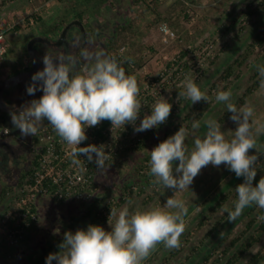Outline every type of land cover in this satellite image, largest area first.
<instances>
[{
  "label": "rangeland",
  "instance_id": "1",
  "mask_svg": "<svg viewBox=\"0 0 264 264\" xmlns=\"http://www.w3.org/2000/svg\"><path fill=\"white\" fill-rule=\"evenodd\" d=\"M176 2L183 6L179 13L173 10ZM263 2L264 0H159L161 5H154L157 11L162 13L161 20L153 23L154 15L145 10V4L142 2L140 4L138 0H109L106 4L112 5L111 26L110 17L102 13L96 17L93 24L87 19L86 23L91 25L92 31L86 35L89 36L88 46L92 48L85 56H94L102 49L107 55L117 56L122 61L131 60L132 71L127 75L136 77L140 88L138 99L142 105L135 127L139 126L145 115L151 114L154 104L163 98L172 104L171 114L166 123L148 130L157 132L148 141L146 149L140 153L134 149L146 131L137 133L132 124L112 128V161L96 174L97 190L93 193L91 202L62 203L48 196H40L35 204L39 220L28 230L21 243L11 246L3 238V230L0 232V264H31L32 256L40 253L55 239L63 237L65 232L75 233V217L85 218L81 230H86L91 225L92 218L97 217L96 225L110 231L116 217H98L97 206H94L97 199H115L117 205L114 210L117 213L125 207L130 213L163 208L167 199L174 193L154 183L155 178L149 175L150 162L145 158L150 156V152L163 140L164 131L168 128L180 126L188 130L185 143L189 151L195 138L205 137L206 122L209 120H216L221 125L226 140L233 138L236 124L230 119L220 121L227 107L224 103L216 101V95L218 91L231 90V102L235 104L238 99L244 98L248 88L259 80V73H255L258 66H264V46H257L252 52L248 46L254 42L255 34L263 28L264 9L259 10ZM54 3L60 4V0H0V28L7 30L6 40L9 43L7 59L0 66L4 73L0 87L8 85L13 90L15 99H28L32 96L24 90L25 82L22 81L23 78L27 81V72L33 65V59L28 54L30 40L42 36L47 39L52 37L57 41L69 23L66 18L67 10V14L64 12L62 18V10L59 6L54 8ZM128 5V11H125ZM168 12L173 14L170 19L166 15ZM41 20L43 25L39 24ZM122 21H135L138 31L132 34L131 43L108 48V41L112 38L115 26ZM164 25L175 32V37H170L168 41L165 40V32L162 30ZM12 26L15 28L8 30ZM48 27L54 28L55 32L48 31ZM78 31L84 37L83 28L72 25L70 32ZM76 43L77 39L72 45L74 50L78 46ZM60 49H49L44 42L34 45V50L39 52L40 58H43L46 52L52 57L64 56L63 49ZM85 56H76L75 60H79L77 68L81 73L89 63ZM237 59L242 62L241 65L235 64ZM231 64H235L233 76L229 81L214 87V83ZM186 66L189 70H186ZM17 78L21 80L17 81ZM186 78H191L206 94L207 102L192 104L190 99L185 97L177 99L178 93L184 91ZM42 94V91H39L37 97L40 98ZM245 99L246 104L254 108V115L250 118L256 121L254 129L264 125V88L254 90ZM194 121L199 122V128L193 129ZM253 135L256 147L250 150L249 154L259 156L256 164L258 183L259 179L264 177V130L260 133L254 131ZM32 153L35 160L38 154L33 148ZM11 166L13 167L14 163L11 162ZM175 166H178V161ZM9 176L11 175L0 171V223L8 213L17 210L19 191L24 184L17 186L16 178L9 179ZM236 179L238 178L235 173L223 164L219 167L209 164L203 168L189 190L175 194L177 199L185 202L188 209L184 217L186 230L180 237L179 249H167L163 244H159L142 264H229V259L240 245L231 247L232 241L241 236L251 217L257 219V225L261 221L257 216L260 208L250 217L247 207L234 223L228 222L225 209L234 210L237 200L234 187ZM242 181L243 179L240 180ZM12 186H15L14 190L9 189L4 197L3 191ZM228 193H231L230 198L219 206V200ZM91 210L93 211L89 216ZM253 233L254 230L249 235ZM253 257L258 259V264H264V235L248 254L240 260H235V264H248ZM52 264H56V261Z\"/></svg>",
  "mask_w": 264,
  "mask_h": 264
},
{
  "label": "clouds",
  "instance_id": "2",
  "mask_svg": "<svg viewBox=\"0 0 264 264\" xmlns=\"http://www.w3.org/2000/svg\"><path fill=\"white\" fill-rule=\"evenodd\" d=\"M85 59L89 63L81 73L71 57H52L46 52L42 58L43 70L31 77L32 83L26 89L30 96L37 91H42L43 95L22 105L18 111L10 112V117L24 136H35L47 120L56 134L71 146L69 156L74 165H79V158L85 157L98 170H104L109 158L104 145L80 147L88 139L86 128L107 120L112 128L132 124L135 132H144L166 123L172 104L164 98L157 101L151 114L145 115L135 127L142 107L136 77L126 75L117 59L102 49ZM257 70L262 78L260 87L264 88V66H258ZM179 97L190 99L192 104L208 100L191 78L185 79L184 91L178 93L177 99ZM231 98V90L218 91L216 95V101L226 105L230 120L236 124L230 141L225 139L221 125L209 120L205 137L195 138L191 151L185 143L188 130L181 127L150 152L149 175L155 178V184L174 193L163 208L134 213L127 207L118 213L111 210L110 216L116 220L110 231L89 225L86 230L65 232L58 245L60 251L50 253L45 264L53 261L56 264H142L159 244L167 249H179L188 209L175 194L189 190L209 164L213 167L223 164L237 178L243 177V183L235 188L234 210L225 209L229 223H234L249 206L264 210V177L253 185L259 156L249 154L256 147L253 132L260 133L264 125L254 129L256 121L250 120L254 108L248 104L237 108ZM192 127L199 128V122L194 121ZM177 161L178 166L174 167ZM258 219L264 221V215Z\"/></svg>",
  "mask_w": 264,
  "mask_h": 264
},
{
  "label": "built area",
  "instance_id": "3",
  "mask_svg": "<svg viewBox=\"0 0 264 264\" xmlns=\"http://www.w3.org/2000/svg\"><path fill=\"white\" fill-rule=\"evenodd\" d=\"M14 28L12 26L8 30ZM162 30L165 32L166 41L170 37H175V32L167 25H164ZM6 32L7 30L0 28V66L5 63L9 50ZM14 33L17 34V32ZM25 62L28 63V61ZM3 74L0 70V79ZM103 122L95 127L86 128L88 139L80 147H87L91 144L104 145L105 151L109 155L106 161L108 164L112 161V124L103 130L104 138H102L98 132L102 129ZM9 133V127L3 120L0 108V135L7 137ZM33 137L32 147L39 156L38 165L32 173L34 182H25L21 186L17 210L14 213H8L0 223V232L3 230V238L11 246L21 243L28 230L38 222L39 214L37 211H33V207L40 196H48L62 203L69 201L91 202L93 193L97 190L96 174L101 171L96 168L95 164L88 163L85 157H80V164L74 165L69 156L71 146L67 145L48 123ZM130 192L131 189L128 190V194ZM100 199L102 200V198ZM116 205L117 203L112 197L105 201L102 200V204L97 209L98 217H110L111 210H114Z\"/></svg>",
  "mask_w": 264,
  "mask_h": 264
},
{
  "label": "trees",
  "instance_id": "4",
  "mask_svg": "<svg viewBox=\"0 0 264 264\" xmlns=\"http://www.w3.org/2000/svg\"><path fill=\"white\" fill-rule=\"evenodd\" d=\"M73 3H69L67 4V0H60V3L62 4H67V12L68 15H66V18H70V14L75 13L73 18H76L78 20H80L85 28H86V32L89 33L92 31V29L90 27H88V25H86L84 23L85 17L88 14L86 11H88V9L92 4L95 6V9H93V12L95 13H99V11L103 8V6L109 1V0H73ZM138 2H141L143 4H145V10H147L148 12H150L151 14L154 15V19H153V23H157L161 20L160 15L162 13L158 12L156 7H158L157 5H161L159 3V0H154V1H147V0H138ZM156 4V7L155 5ZM182 4L180 2H176L173 6V10L174 12L179 13L181 8H182ZM129 5L128 7H126L125 11H128ZM260 11L262 9H264V2L262 4H260ZM101 12V11H100ZM257 12V11H256ZM257 14V13H256ZM167 18L170 19L173 14L171 12H168L167 14ZM96 20V17L91 18L92 24L93 21ZM39 21V20H38ZM40 25H43L44 22L41 20V23H39ZM47 27V26H46ZM20 27H18L19 29ZM54 29V28H53ZM52 28L48 27V31L50 32H55V29L53 30ZM137 26L135 25V21L134 22H126V21H122L120 22L118 25L115 26V30L114 33L112 35V38L108 41V48H115L118 45H122V44H129L132 41V34H135L138 30H137ZM257 46H264V25L263 28H261L256 34H255V40L254 42L248 46V49L250 52L254 51L255 48ZM27 53V50H26ZM112 56V55H111ZM117 59V62L125 69L126 75L130 74L132 71V65H131V60H127V61H122L119 57L114 56ZM235 64H240L242 62H240L238 59L235 61ZM235 64H231L229 65L226 70L224 71V73L220 76V79L218 81H216L214 83V87L218 86L219 84H221L222 82H226L229 81L230 78L233 76V68L235 66ZM186 70H189V67L186 66ZM256 75L258 74V71H256L255 73ZM255 76V75H254ZM261 77L259 78L258 81L254 82L249 88L247 93L245 94L244 98H240L238 99V101L235 103L237 108H240L242 106H244L246 104V97H248L249 95H251L254 90H257L258 88H260V81H261ZM141 114V113H140ZM231 116V113H229L228 111H226L224 113V115L222 116L220 121H223L224 119H230L229 117ZM3 120L6 123V118L5 115L3 114ZM111 124L110 121L105 120L103 122L102 125V129L98 132L99 136H101L102 138H104L103 135V130L106 129L109 125ZM181 127L177 126L174 129H170L168 128L166 131H164V137H163V141H165L167 138H169L170 136H172L173 132H177ZM157 131H146L142 137L141 142L138 143V145L136 146V148L134 149L135 152H143L147 145H148V141L151 139V137L156 133ZM160 142V143H161ZM38 158L39 156L36 157V159L33 162V167L31 168V170L27 173H24L21 178L19 183L17 184V186L22 185L25 182H34V178L32 177V173L34 171V168L38 165ZM146 160H148L150 162V156H146L145 158ZM243 177H240L236 182V185L234 186L235 188L243 183L240 182V180H242ZM257 183V178L254 179L253 181V185L255 186ZM258 184V183H257ZM15 186H12L10 188H6L3 191V196L5 197L8 192L10 190H14ZM10 189V190H9ZM231 193H228V195H226L223 199L219 200L220 202L218 203L219 206H222V204L224 203V201L228 200L230 198ZM106 195H104L105 197ZM19 198V197H18ZM102 204V200L101 199H97L94 202V206H97L96 208L98 209V207ZM93 206V207H94ZM259 207H257L256 205H252L249 206V210H248V214L251 217L258 209ZM94 209V208H93ZM33 211H37L35 205L33 207ZM93 210H91L89 212V216L91 215V212ZM264 215V210L259 209L257 216H262ZM97 217L92 218L90 224L91 225H96L98 223ZM76 220V223H74V228L76 230L81 229V227H83V222H84V217L83 218H79V217H75L74 218ZM258 221L256 218H252L250 219V221L247 224V228L242 232L241 236L237 237L236 239H234L231 243V247L234 246H238L239 244V248L238 250L234 253L233 257L231 259H229V264H235V260H240L243 256H245L246 254H248L250 252V250L260 242L261 237L264 235V221H260V223L257 225ZM73 226V225H71ZM256 226V228H255ZM255 228V229H254ZM254 230L255 233L250 234V232ZM257 234V235H256ZM246 236H248L246 239H244ZM63 241V237L55 239L54 242H52L51 244H49L48 246L44 247L42 249V251L40 253H38L35 256H32L31 259V264H45L46 262V257L50 254V253H57L60 251V249L58 248V245L60 243H62ZM232 262V263H231ZM237 262V261H236ZM259 261L258 259H256V257H253L251 259V261L248 264H258ZM166 264V263H165Z\"/></svg>",
  "mask_w": 264,
  "mask_h": 264
},
{
  "label": "flooded vegetation",
  "instance_id": "5",
  "mask_svg": "<svg viewBox=\"0 0 264 264\" xmlns=\"http://www.w3.org/2000/svg\"><path fill=\"white\" fill-rule=\"evenodd\" d=\"M78 21V20H77ZM70 23V22H69ZM69 23L66 24L65 28L69 25ZM63 29V31L65 30ZM72 27L69 28L67 35H66V41L60 45L59 47L52 37L48 38L51 43H44L45 46L49 49H57L61 48L63 49V55L65 57H71L74 61L77 59L76 56H80L83 58L85 56L89 49L92 47L88 46L89 44V36L86 35V28L84 31V37L83 34L78 32H70ZM62 31V33H63ZM98 35L96 38H98ZM60 38V37H59ZM78 40V43H76L78 46L73 48V44L75 40ZM81 48V50H80ZM60 49V50H61ZM36 52V51H35ZM37 53V52H36ZM39 53V52H38ZM37 53L39 60H40V67L38 71L43 70L44 65L42 62V58H40V55ZM32 59V58H31ZM33 62V60L31 61ZM77 62V67L79 60ZM85 63V61L83 60ZM30 70L27 72V81L22 79V81L25 82L24 90L26 91L27 86H29L32 83L31 77L37 72L35 71V64L33 62L32 67H29ZM17 81L21 80L20 78L16 79ZM13 90L6 85V87H0V100L2 103V106H0L2 113L5 115L6 123L8 124L10 133L7 135V137H2L0 135V171L6 172L10 174L9 179L16 178V185L19 183L21 176L24 173H27L31 170L33 167V153H32V144L34 141L33 136H24L20 133L19 129L15 128L14 125L11 122L10 112L18 111V109L26 104L27 102H30L33 99H39L37 91L35 95H32L31 98H20L15 99L12 95ZM47 122V120L44 121V125ZM11 162L14 163V166H11ZM8 176V175H7Z\"/></svg>",
  "mask_w": 264,
  "mask_h": 264
},
{
  "label": "water",
  "instance_id": "6",
  "mask_svg": "<svg viewBox=\"0 0 264 264\" xmlns=\"http://www.w3.org/2000/svg\"><path fill=\"white\" fill-rule=\"evenodd\" d=\"M74 24L81 26L83 28V30L85 31V28H84V25L82 24V22H80V21H73L72 23H70L65 28V30L61 34L58 42H56V44L58 46L62 45L66 41L67 32H68L69 28L72 27V25H74ZM38 42L51 43V41L49 39H47L45 37H42V36H37V37H34L33 39L30 40V42L28 44V54L33 59V62L35 64V71H38L39 70V67H40V65H39V63H40L39 57H38L37 53L34 50V45L36 43H38ZM0 106H2L1 100H0Z\"/></svg>",
  "mask_w": 264,
  "mask_h": 264
},
{
  "label": "crops",
  "instance_id": "7",
  "mask_svg": "<svg viewBox=\"0 0 264 264\" xmlns=\"http://www.w3.org/2000/svg\"><path fill=\"white\" fill-rule=\"evenodd\" d=\"M82 1V0H81ZM74 1L73 0H67V4H69V3H73ZM67 4H62V3H60V4H57V3H54V5H53V7L54 8H57L58 6H59V9H61L62 10V18H63V16H64V12H65V15L67 14V12H66V9H67ZM89 8H91V11H90V9H88V11H86L88 14L86 15V17H85V20H84V23L86 24V25H88L87 23H86V21H87V19H89V21L91 22L90 24H92V21H91V18H94V17H99V15H100V13H102V14H105V15H108V17H110V19H109V25L111 26V19H112V5H107V4H105L104 6H103V8L99 11V13L97 14L96 12L94 13L93 12V9H95V6L94 5H91ZM37 10V9H36ZM74 15H75V13H72V14H70V18H69V22L70 23H72L73 21H77V20H75L73 17H74ZM69 23V24H70ZM93 23H94V21H93ZM47 25H49V23H46ZM83 24V23H82ZM84 25V24H83ZM89 27L91 26V25H88ZM1 70V69H0ZM4 77H2V79H3ZM2 79H0V81L2 80Z\"/></svg>",
  "mask_w": 264,
  "mask_h": 264
}]
</instances>
